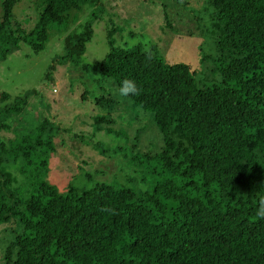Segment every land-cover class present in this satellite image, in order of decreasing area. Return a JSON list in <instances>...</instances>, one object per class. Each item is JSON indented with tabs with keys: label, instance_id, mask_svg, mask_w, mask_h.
I'll use <instances>...</instances> for the list:
<instances>
[{
	"label": "trees",
	"instance_id": "trees-1",
	"mask_svg": "<svg viewBox=\"0 0 264 264\" xmlns=\"http://www.w3.org/2000/svg\"><path fill=\"white\" fill-rule=\"evenodd\" d=\"M18 1L2 3L0 62L22 42L44 50L52 23L69 30L48 73L70 62L118 88L134 80L139 94L129 98L150 113L164 146L148 156L160 166L151 190L99 182L63 192L44 182L25 198L10 168L29 165L33 156L46 166L59 126L44 117L27 133L17 134L18 126L12 139L0 137V222L17 218L22 229L2 264H264V218L256 215L264 198V0H205L215 8L221 76L209 86L199 85L190 64L167 62L155 44L117 45L112 19L106 57L83 62L94 23L105 15L103 0H36L40 14L29 32L15 25ZM86 5L90 18L74 27ZM39 93L0 91V133L13 129ZM107 96L97 102H107L110 115L96 121L109 126L119 104Z\"/></svg>",
	"mask_w": 264,
	"mask_h": 264
},
{
	"label": "rangeland",
	"instance_id": "rangeland-1",
	"mask_svg": "<svg viewBox=\"0 0 264 264\" xmlns=\"http://www.w3.org/2000/svg\"><path fill=\"white\" fill-rule=\"evenodd\" d=\"M2 3L0 0V17ZM103 3L105 15L94 23V35L87 44L83 62L97 64L106 57L112 19L118 27L117 45L148 50L155 44L167 62L190 64L200 86L221 80L217 71L215 8L205 0H103ZM91 10L84 6L74 27L87 21ZM39 14L36 0H19L14 7L15 25L29 32ZM165 15L172 26L163 20ZM49 31L44 50L34 52L22 42L19 50L0 62V91L17 96L28 89L40 90V96L31 100L27 113L16 117L19 124L15 122L10 131L3 130L0 137L12 139L18 126L17 134L27 133L44 117L53 119L59 126L55 136L57 148L48 158V164L41 163L43 157L33 156L29 165L12 166L13 187L21 189L19 192L25 198L44 182L63 192L69 185L81 192L99 182L131 187L139 192L151 190L160 177L156 175L160 166L155 158L148 156L160 153L164 143L150 113L134 106L129 96H120L113 79L95 69L84 71L68 62L49 74L54 59L64 54V38L69 30L52 23ZM85 90L88 93L83 98ZM102 95L112 96L115 104H119V109L111 114L113 123L109 126L96 121L98 116L110 115L107 102H97ZM21 231L17 218L0 222V264L7 246Z\"/></svg>",
	"mask_w": 264,
	"mask_h": 264
},
{
	"label": "clouds",
	"instance_id": "clouds-1",
	"mask_svg": "<svg viewBox=\"0 0 264 264\" xmlns=\"http://www.w3.org/2000/svg\"><path fill=\"white\" fill-rule=\"evenodd\" d=\"M118 91L119 95L122 97L139 94V89L137 88L136 82L131 79L123 80ZM256 215L258 217L264 218V198H261L258 202Z\"/></svg>",
	"mask_w": 264,
	"mask_h": 264
}]
</instances>
